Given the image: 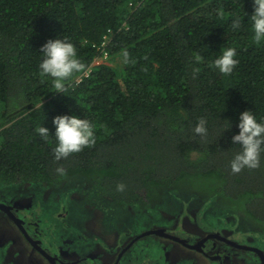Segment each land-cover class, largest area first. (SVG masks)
<instances>
[{"label": "trees", "instance_id": "16d2710c", "mask_svg": "<svg viewBox=\"0 0 264 264\" xmlns=\"http://www.w3.org/2000/svg\"><path fill=\"white\" fill-rule=\"evenodd\" d=\"M252 11L253 0H0V188L77 175L91 200L127 206L163 191L176 202L196 197L190 208L223 205L220 229L232 228L237 215L262 228L264 153L259 167L231 169L241 151L231 140L239 113L264 121V44L252 40ZM59 37L85 66L64 94L39 72L42 45ZM226 47L239 61L229 75L214 66ZM104 54L122 64L106 63ZM62 114L92 122L95 143L58 161L52 121ZM201 118L205 135L194 131Z\"/></svg>", "mask_w": 264, "mask_h": 264}, {"label": "rangeland", "instance_id": "374dc122", "mask_svg": "<svg viewBox=\"0 0 264 264\" xmlns=\"http://www.w3.org/2000/svg\"><path fill=\"white\" fill-rule=\"evenodd\" d=\"M106 63L109 62V64H116L121 65L122 61L121 59L116 58L114 61L111 59H102ZM80 178L77 177V175L73 176H67L64 178L63 182L58 186H38L39 184H30L34 186L33 190L37 191V193H41L42 191L45 196V201H39L36 202L37 208L36 211L42 213V217L46 218L51 224H58L57 228H59V231L63 228V230H68V226L74 228L77 224L80 225L79 233L81 236H90L91 239L94 238V236L101 237V240H96V243H94L96 246H89L87 244L80 247L81 250L84 251H92L97 252L99 254V259L101 263L103 264H113L115 260V252L121 248V246H114L117 244H120L123 242L125 238H127L129 235L136 234L137 232H140V230H144L146 228L152 227L153 225H162L165 227L168 226H174L175 220L173 217L177 218V227L176 231L179 232L181 229L180 226L183 227V229L187 230V228H194L195 223H193L192 227L189 224L190 219H186L189 215V213L184 214L182 212L187 211L188 209L195 212V214L198 217V220L201 222L202 226H205L207 228H215V229H207V230H216L219 226L225 225L226 223L223 222L224 214L223 211V205L216 203L215 201L212 203H208L207 201L203 202L201 206H198L199 209H196V205L192 206L189 205L188 201L195 199L196 197L191 196L190 199L187 201L181 200L180 202L174 201L175 197L170 196V194L165 195V197L162 198L163 191H157L153 197V200L151 203H143L140 204L139 201L134 202L131 205L127 206H120L116 205L111 201L110 198L101 197L100 200L97 199H89L86 196L81 199H75V192L76 189L80 192L78 185L80 183ZM15 190V188H12ZM0 194L1 195H7L8 190L5 186H2L0 188ZM83 195V194H82ZM48 198V199H47ZM168 198H172L169 199ZM161 200H164L165 202L160 204ZM50 201V203H49ZM49 206H58L59 212L57 215V219L54 218V216H50L51 213L45 211V209H49ZM82 206H87L93 209L92 211L79 213L74 210L73 208H78L79 210H82ZM213 210V211H212ZM121 215L122 217H126L122 221L119 220V225L114 226L116 223H112L114 216ZM209 216L211 221H217V219L222 222L220 225H216V223L212 224L206 221V216ZM81 216V217H80ZM170 217V221H167ZM173 216V217H171ZM203 216V217H201ZM205 216V217H204ZM235 217V216H234ZM241 216H236L234 219V226L236 222L238 229L234 228V232L238 236L234 239L236 243H242L244 245H250L253 244L255 246H247V247H257L259 249L264 250V224L261 226H250V221L245 220L243 218H240ZM66 219V221H65ZM163 223V224H162ZM232 221L227 222V224H231ZM0 225L5 227V233H6V240L8 241L10 237V232L8 230H11V226L7 219L0 216ZM197 225V223H196ZM54 226V225H53ZM251 227L254 229V232H247L241 230L242 228ZM55 229L52 230V232L56 231V226H54ZM244 232L247 236H250L252 239H248L244 237ZM23 235L25 236L24 232ZM61 240V242H63ZM142 239V238H141ZM139 239V240H141ZM67 240V239H66ZM72 241V236H71ZM70 241V244L72 246H75V243ZM60 242V239H57L55 241V244ZM109 245V246H106ZM111 245V246H110ZM17 246H28L29 250L36 251L35 248L30 244L27 238H24L23 241L19 242ZM161 246L159 239H157L155 236L148 235V238L143 239L140 241L137 245V247L140 248L139 258L137 262L134 263V257L131 255L133 251L135 250L136 246H134L133 250L124 256V259L127 257V262H133L134 264L142 263L147 264L150 259H152L153 264H173L174 260L169 259L168 262L164 259L163 249L160 248ZM54 250L56 246H53ZM173 251L171 252V255L175 257L176 264H193V260L191 259L193 256H195L194 253H189L185 257H177L176 255L178 253H182L186 250L182 246H172ZM249 251H230V261L233 262V264H252L256 262L254 255L250 253V248H248ZM57 251L61 252L63 251L60 249V247L57 248ZM17 252L19 255L25 254V251L21 250L19 248L18 251H11L9 252L8 249L4 253V256L6 257L5 263L11 264L12 258H14L13 254ZM171 258V257H169ZM40 258H37L39 260ZM202 260V259H201ZM205 261V259H204ZM257 263V262H256ZM13 264V263H12ZM121 264V262H119ZM195 264H210L209 261L207 262H199ZM231 264V263H227ZM258 264V263H257Z\"/></svg>", "mask_w": 264, "mask_h": 264}, {"label": "flooded vegetation", "instance_id": "af4514ba", "mask_svg": "<svg viewBox=\"0 0 264 264\" xmlns=\"http://www.w3.org/2000/svg\"><path fill=\"white\" fill-rule=\"evenodd\" d=\"M62 182L63 180L52 186H58ZM30 184L32 183L20 182L13 186H5L8 190V194H0V203L4 205V208H0V216L3 218L5 217L11 226V230H8V232H10V237L7 241L5 238L6 233L4 232L5 227L0 225V264H6V257L4 256V253L7 249L11 252L18 251L19 248L25 251V254L19 255L15 252L13 254L14 258L11 259L13 264H103L101 263L99 259L100 256L97 252L84 251L80 249V247L85 244L89 246H96L94 243H96V240H101V237L96 235L93 239H91L89 235L86 237L81 236L79 233V224H77V226L75 225L74 228L68 226V230L66 231L63 230V228L59 231L57 223L51 224L48 220H46V218L42 217V213L35 210L37 208L36 202H38V200L45 201L46 194L42 191H40L41 193H37V191L33 190L34 186ZM44 185L46 184L41 183L38 186ZM13 187L15 190L12 189ZM75 196V199H81L84 195L76 189ZM72 210L81 214L92 211L93 209L87 206H82V210H79L78 208H73ZM45 211L46 213L50 212V216H54V218L57 219L59 207L49 206V209H45ZM182 213H189L186 219H190V217L192 218L188 225L192 227L193 223H195L194 228L188 227L185 232L183 227L180 226L181 229L177 232V218H175V216H171L176 223L174 226L165 227L160 224L153 225L152 227L140 230V232H137L136 234L129 235L122 243L114 245L121 246V248L115 252V260L113 264H119V262H121V264H134L137 262L140 253V248L137 247V245L143 239L148 238V235L155 236L159 239L161 244L159 247L163 249L164 259L167 262L169 259L174 260L173 264H176V259L173 256L174 254L171 255V252L173 251L172 246H182L186 250H189L178 253L176 255L177 257H185L189 253H194L195 256L191 258L193 260V264L207 262V260L210 264H233V262H229L231 259L230 251H249L247 247L241 246H255L253 244L244 245L242 243H236L234 240L237 238L236 236H238L236 232H234V228L238 229L236 225L232 228L225 227L223 229L216 228V230H207L215 228L202 226L199 221L200 226L203 228L200 229L198 224L196 225L195 218L198 219V217L194 211L188 209ZM125 218V216L122 217L121 215L114 216L111 224L117 222L114 226H118L120 222L119 220L122 221ZM167 218V221H170V217L168 216ZM53 225L57 228L55 232H52V230L55 229ZM154 230H162L163 232L155 233L153 232ZM23 232L25 236L23 235ZM242 234H244V237L252 239L244 232ZM71 236L75 246L70 244ZM64 237V241L61 242ZM24 238L28 239L36 251L29 250L28 246H17L19 242L24 240ZM57 239H60V242L56 245L55 241ZM53 246H56L55 250ZM134 246H136V248L131 255L134 257L135 261L134 263H129L127 262V257L124 259V256L129 254L133 250ZM187 246L200 247L197 249L189 248ZM58 247H60L63 251H57ZM262 251L264 252V250ZM250 253L254 255L256 262L261 264L260 258L256 252H253L250 249ZM37 258L40 259L37 260ZM152 259H150L147 264H153ZM256 262L252 264H257Z\"/></svg>", "mask_w": 264, "mask_h": 264}, {"label": "clouds", "instance_id": "9594fccd", "mask_svg": "<svg viewBox=\"0 0 264 264\" xmlns=\"http://www.w3.org/2000/svg\"><path fill=\"white\" fill-rule=\"evenodd\" d=\"M241 17L237 16L232 21V27L238 29L241 24ZM251 22L252 40L255 44H264V0H253V11L248 15ZM42 60L39 64V72L42 78H50L52 87L57 93L66 92V82L74 73L84 69L81 63L76 46L66 38H55L47 40L40 49ZM123 63L130 62L127 50L122 53ZM237 51L234 47H226L214 60V66L224 75L232 73L234 67L239 63ZM196 62L202 57L199 54L194 56ZM195 71H199L196 69ZM54 125V136L56 145L54 157L56 160L67 158L70 154L79 153L86 146L95 143V125L86 118L73 114L57 115L52 121ZM207 122L201 118L194 131L199 135L207 133ZM237 127L239 131L231 138L232 142L239 144L241 151L231 161L233 172H240L244 167L256 168L260 165L261 153H264V121H258L251 110H244L239 113ZM50 129L41 126L38 132L41 137L47 138ZM62 168L57 172L63 174ZM123 184L117 185V191L124 190Z\"/></svg>", "mask_w": 264, "mask_h": 264}, {"label": "water", "instance_id": "95a60500", "mask_svg": "<svg viewBox=\"0 0 264 264\" xmlns=\"http://www.w3.org/2000/svg\"><path fill=\"white\" fill-rule=\"evenodd\" d=\"M0 208H4V205L2 203H0ZM153 232L160 233V232H163V231L162 230H154ZM187 247L199 249L200 246H187ZM241 247H247V246H241ZM247 248H250L253 252H256V254L260 258L261 264H264V252L261 249H259L257 247H247Z\"/></svg>", "mask_w": 264, "mask_h": 264}, {"label": "built area", "instance_id": "2783aa9c", "mask_svg": "<svg viewBox=\"0 0 264 264\" xmlns=\"http://www.w3.org/2000/svg\"><path fill=\"white\" fill-rule=\"evenodd\" d=\"M108 35L106 34V35H104L103 37H107ZM103 44V43H102ZM103 59H106L107 58V55L106 54H104L103 55V57H102ZM108 59V58H107Z\"/></svg>", "mask_w": 264, "mask_h": 264}]
</instances>
